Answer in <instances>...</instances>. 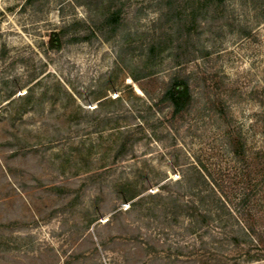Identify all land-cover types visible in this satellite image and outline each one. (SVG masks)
Segmentation results:
<instances>
[{
    "label": "rangeland",
    "instance_id": "374dc122",
    "mask_svg": "<svg viewBox=\"0 0 264 264\" xmlns=\"http://www.w3.org/2000/svg\"><path fill=\"white\" fill-rule=\"evenodd\" d=\"M243 189L263 226L264 0H0V264H264Z\"/></svg>",
    "mask_w": 264,
    "mask_h": 264
},
{
    "label": "trees",
    "instance_id": "16d2710c",
    "mask_svg": "<svg viewBox=\"0 0 264 264\" xmlns=\"http://www.w3.org/2000/svg\"><path fill=\"white\" fill-rule=\"evenodd\" d=\"M175 0H165V5L167 7L168 13L170 12V7ZM214 2H221L222 0H211ZM169 9V10H168ZM119 16L115 12L110 13L103 17L102 19V27L105 28L106 38L105 40L110 39L114 36L119 28ZM72 28L70 26L62 27L57 31H51L48 34L46 47L52 51H58L62 47L66 35L70 32ZM75 39V38H74ZM147 55L152 53V47L149 48ZM151 51V52H150ZM133 80L139 79L138 76L130 75ZM191 89L187 78H171L167 87L163 91L159 101L168 102L172 108V114H179L186 105L190 103L191 100ZM200 192V191H199ZM203 197V196H202ZM198 196V198H202ZM202 200V199H201ZM214 203L212 207L215 208L216 211L219 210L220 207L226 208L224 206L223 200L221 198L216 197L214 199ZM203 202V201H202ZM201 202V204H203ZM250 197L246 190L243 189L241 195L239 196V210L240 214H242L245 219L247 217L246 225L242 227H238V230H234L233 234L230 236L233 241V247L242 251L241 253L245 257L246 260H264V224L263 226H256L253 224L251 220L252 210L249 207ZM209 213L208 210H204L199 212V215L203 217H207ZM244 247H243V246Z\"/></svg>",
    "mask_w": 264,
    "mask_h": 264
}]
</instances>
